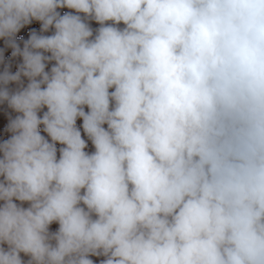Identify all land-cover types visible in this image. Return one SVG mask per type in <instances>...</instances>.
Listing matches in <instances>:
<instances>
[{"label":"clouds","instance_id":"clouds-1","mask_svg":"<svg viewBox=\"0 0 264 264\" xmlns=\"http://www.w3.org/2000/svg\"><path fill=\"white\" fill-rule=\"evenodd\" d=\"M0 264H264V0H0Z\"/></svg>","mask_w":264,"mask_h":264}]
</instances>
